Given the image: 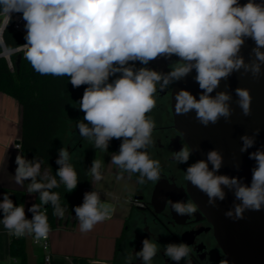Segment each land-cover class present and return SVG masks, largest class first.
I'll list each match as a JSON object with an SVG mask.
<instances>
[{
	"label": "clouds",
	"instance_id": "9594fccd",
	"mask_svg": "<svg viewBox=\"0 0 264 264\" xmlns=\"http://www.w3.org/2000/svg\"><path fill=\"white\" fill-rule=\"evenodd\" d=\"M13 14H22L25 21L23 45H9L3 38ZM0 17V58L7 59L23 50L24 58L40 75L67 76L74 88L87 85L78 102L84 113L76 123L79 135L104 153L112 139L122 140L118 153L111 154L110 164L121 170L117 179L125 172L139 173V184L159 181L161 176L160 161L148 153L154 144L156 125L147 114L156 107L157 85L163 92L195 70L194 79L201 89L199 98L181 89L174 96V113L194 110L196 119L207 126L220 118L229 121L234 111L230 92L212 95L222 80L234 72L253 78L264 73V3L256 0H247L243 5L239 0H0ZM247 39L255 46L246 62L241 49ZM173 56L179 59L169 65L166 73L147 67L157 58L171 60ZM136 62L142 67L137 68ZM110 77L116 78L109 82ZM234 91L242 114L251 115L249 89L237 87ZM258 135L259 129H255L252 135L241 136L240 153L253 148ZM192 152L184 145L172 153V159L177 164L187 163ZM248 155L255 161L250 184L238 176L217 174L223 163L218 150L209 151L206 160L188 166L185 180L204 192L213 207L231 192L233 206L225 215L243 219L245 211L264 209V147ZM70 161L69 150L61 147L55 161L59 168L53 174L51 166L42 168V160H28L19 149L15 182L23 186L30 181L28 194L38 193L41 205L50 204L53 215L63 218L66 208L51 189L60 184L69 193L76 189L77 172ZM102 166V160L94 159L87 169L93 181L103 178ZM167 203L180 216L198 211L193 201ZM41 205L33 204L28 209L33 214L29 220L24 205L14 206L9 194L4 193L0 222L9 235H34L37 241L46 240L51 228ZM74 211L80 232L88 233L109 217L110 208L101 202L97 191H92L84 194L83 204ZM157 252L158 244L144 239L140 251L125 256V264H133L134 259L151 264ZM191 252L186 243L164 246V254L177 264L182 260L193 264Z\"/></svg>",
	"mask_w": 264,
	"mask_h": 264
},
{
	"label": "trees",
	"instance_id": "16d2710c",
	"mask_svg": "<svg viewBox=\"0 0 264 264\" xmlns=\"http://www.w3.org/2000/svg\"><path fill=\"white\" fill-rule=\"evenodd\" d=\"M1 20V19H0ZM3 38L9 45H23L26 43L24 35L15 31L10 23L3 32ZM12 67L8 60L0 58V90L10 94L18 100L22 107V137L21 149L29 157L43 161L44 166H51L53 174L59 168L55 163L58 158V150L61 146H69L71 163L77 172L78 183L76 189L67 192L65 186L51 189L60 196L61 206L66 208L65 219L73 224L76 220L74 208L80 206L83 188L88 184L90 175L87 169L92 165L96 153L93 144L79 135L76 129L77 120L83 119L84 113L79 110L78 102L83 96L87 85L74 88L69 82V77H55L51 75L42 76L35 72L30 63L24 58V52L20 51L10 57ZM110 77L109 82L113 80ZM122 140L112 139L109 142L108 151L117 152ZM133 177L139 185V173H133ZM59 182V178H56ZM4 193H8L14 206H26L27 193L23 190L0 188V202ZM139 192H137L138 194ZM33 204L41 205L37 193ZM133 210V208H132ZM51 229L63 225L64 217L53 215V208L49 205H41ZM0 215H3L0 210ZM33 214L28 213L29 220ZM128 224V221L126 225ZM125 231L116 243V255L121 250L125 237ZM10 256L14 259L7 264H27L26 239L25 236L17 238L12 235L9 245ZM38 264H45V254L39 258ZM50 264H64L61 260L53 259Z\"/></svg>",
	"mask_w": 264,
	"mask_h": 264
},
{
	"label": "water",
	"instance_id": "95a60500",
	"mask_svg": "<svg viewBox=\"0 0 264 264\" xmlns=\"http://www.w3.org/2000/svg\"><path fill=\"white\" fill-rule=\"evenodd\" d=\"M256 2L264 3V0H256ZM239 3L243 5L247 3V0H239ZM254 46V42L247 39L242 47L241 55L246 62L250 59V52ZM195 75L196 72L193 70L174 86L171 109L176 129L193 149L195 162L206 160L209 151L218 150L223 156V163L217 174L238 176L243 178L245 183L250 184L251 169L255 161L250 160L248 154L257 148L264 147V73L259 78H253L251 74L241 75L239 72H234L227 80H222L212 95L219 91L230 92L231 107L234 111L229 121L226 122L224 118H220L216 124L209 123L207 126L196 119L194 110L182 115L174 113L176 92L181 89L188 90L197 99L199 98L201 89L194 79ZM237 87L247 88L250 91L252 101L249 116H244L236 103L238 98L234 90ZM255 129H259L255 146L247 152L240 153L239 149L242 146L240 137L245 134L252 135ZM236 165H239L238 169ZM209 168L211 169V164ZM225 191L227 192V189ZM187 192L213 224L216 239L226 255L225 264H264V209L245 211L243 219L233 220L225 215L233 206L234 196L231 192H227L224 201L217 200L215 207L208 204L207 195L191 182H187ZM180 193L181 201H183L184 192L181 190ZM136 197L142 199L141 196ZM166 199L167 193L157 188L152 200L156 213L161 212Z\"/></svg>",
	"mask_w": 264,
	"mask_h": 264
},
{
	"label": "crops",
	"instance_id": "0c3cea01",
	"mask_svg": "<svg viewBox=\"0 0 264 264\" xmlns=\"http://www.w3.org/2000/svg\"><path fill=\"white\" fill-rule=\"evenodd\" d=\"M8 63L13 68L9 60ZM21 137L22 107L16 98L0 90V188L26 191L25 218L27 219L28 209L33 205L37 193L28 194L27 185L30 181H25L24 185L20 186L14 179L17 167L15 158L19 152L16 146L20 144ZM101 152L96 153L95 159L103 161L101 169L103 178L95 182L90 176L88 184L83 188L80 205L83 204L86 192L97 191L101 202L109 206L111 217L96 224L88 233L80 232L77 219L71 224V222L67 223L65 217L62 226L51 229L50 253L53 259L61 260L64 264H114L117 240L126 230V223L131 214L134 215L133 206L126 201L128 197L125 198V202L129 205L123 203V200L114 198L124 193L138 195L137 192L140 190L138 187L136 189L133 173H122L123 178L117 179V176L121 175V170L110 164L111 154L114 152ZM24 156L28 160L33 159L25 153ZM119 189L121 190L118 191ZM2 219L3 215H0V220ZM11 237L12 235H9L0 222V263L2 264L14 260L9 253ZM25 239L27 264H38L42 249L33 243L32 235H26Z\"/></svg>",
	"mask_w": 264,
	"mask_h": 264
},
{
	"label": "flooded vegetation",
	"instance_id": "af4514ba",
	"mask_svg": "<svg viewBox=\"0 0 264 264\" xmlns=\"http://www.w3.org/2000/svg\"><path fill=\"white\" fill-rule=\"evenodd\" d=\"M178 59L175 56L171 60L157 58L151 61L147 67L166 73L170 70L169 65ZM136 67L139 68L142 65L136 62ZM113 78L115 79L116 77ZM175 84H172L163 92L159 91V85H157L156 107L147 114L156 125L152 133L154 144L148 149V153L150 158L160 161L161 176L159 181H151L150 185L146 184L147 180L144 184L138 185V190H140L138 191V196L142 197L144 205L142 208L132 207L133 212L136 211L135 213L138 215L146 214V220L150 221V224L155 225L156 232H161L166 237L165 241L168 239L167 245L170 243H186L190 245L192 249L190 258L193 264H225L226 255L216 239L214 226L205 213L198 207L197 213L191 216H180L167 203L169 200L174 202L181 201V190L184 192L183 201H193L187 192L188 181L185 180V171L188 166L195 163V156L192 152L189 161L184 164H177L172 159L173 152H178L184 145H188L174 124L171 102ZM165 184L168 185L166 186ZM157 188L167 193L166 202L159 213H156L155 207L152 205L154 192ZM132 217L133 214L128 219L121 250L114 263L122 251L123 243L129 246L128 249L131 254L140 251L139 244L141 243L139 241L142 239L138 241V237L143 230L137 227V221L131 222ZM134 241L136 242L133 243ZM161 256L163 264H177V262L171 261L164 254V248L161 251ZM138 262L139 260L134 259L133 264H138ZM179 264H185V261L182 260Z\"/></svg>",
	"mask_w": 264,
	"mask_h": 264
},
{
	"label": "rangeland",
	"instance_id": "374dc122",
	"mask_svg": "<svg viewBox=\"0 0 264 264\" xmlns=\"http://www.w3.org/2000/svg\"><path fill=\"white\" fill-rule=\"evenodd\" d=\"M61 147H65V145H63ZM66 148L69 149V146L66 147ZM100 152H101V150L98 151V153H100ZM135 182H136V180H135ZM150 183H151V181H147L146 182V184H148V185H150ZM135 185H136V189H137V187H138L137 182L135 183ZM120 190L121 189H119L118 191H120ZM122 190H123V188H122ZM134 196H135L134 193H130V194L124 193L123 195H120V196L114 197V198H115V200H117V199L123 200L122 202L126 203L125 202V198L126 197L130 198V197H134ZM126 205H129V204L126 203ZM135 212H134V215H133V217L131 219L132 220L131 222L137 221V227L143 230V231L140 232L141 234L138 237V241L141 240V239H142L141 241H143L144 239H150L152 242L157 243L158 244V252H157V255L153 258L151 264H163L161 251L163 250L164 246L167 245V243H168L167 240L168 239H166V241H165L166 237L163 236V234L161 232H156L155 225L154 224H150L149 223L150 221L148 222V220H146L147 219V215L146 214L145 215L144 214L143 215L142 214L138 215ZM147 225H149V226H147ZM136 241H134L133 243H135ZM141 241H139L141 243V244H139L140 250L142 248V242ZM128 248H129V246H126V244L123 243L122 251H121L117 261L114 264H125V259H124L125 256L131 254V251ZM10 262H11V260H10ZM0 264H2V263H0ZM138 264H142V262L139 260Z\"/></svg>",
	"mask_w": 264,
	"mask_h": 264
},
{
	"label": "built area",
	"instance_id": "2783aa9c",
	"mask_svg": "<svg viewBox=\"0 0 264 264\" xmlns=\"http://www.w3.org/2000/svg\"><path fill=\"white\" fill-rule=\"evenodd\" d=\"M21 15L22 14H13V20H12L11 23H12V27H13V29L15 31H17V32H19V33H21L22 35L25 36V29H24L25 21H23V19L21 18ZM0 19H1L0 20V28H2L3 27V17H0ZM8 60L12 64L10 57L8 58ZM16 147L21 149V145L20 144H18ZM126 201L128 203H130L133 207H136V208H142L143 205H144L142 199H140V198H138L136 196L127 198ZM110 217H111V215L109 214L108 218H110ZM32 241H33V243L35 245H38L42 249V251L44 252V254H45V264H50V262H51V260L53 258L51 253H50V235H48V238L46 240L45 239H41L39 241H37L35 239L34 235H32Z\"/></svg>",
	"mask_w": 264,
	"mask_h": 264
}]
</instances>
